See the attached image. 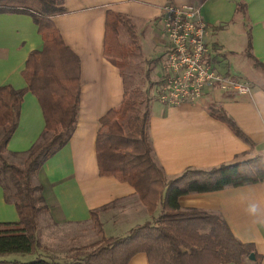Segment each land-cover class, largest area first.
Wrapping results in <instances>:
<instances>
[{"label": "crops", "instance_id": "0c3cea01", "mask_svg": "<svg viewBox=\"0 0 264 264\" xmlns=\"http://www.w3.org/2000/svg\"><path fill=\"white\" fill-rule=\"evenodd\" d=\"M237 1L64 0L66 10L53 15L52 19L66 44L80 59L81 87L78 119L72 135L43 162L35 175V180L43 185V195L53 222L80 225L91 220V209L106 206L102 209L100 234L109 236L125 234L134 225L151 218V213L128 181L98 172L95 138L99 118L120 103L128 87L122 68L103 53L105 17L109 9L126 14L133 21L139 33L138 51L147 53L145 56L150 58L148 51L151 47L163 48L162 55L166 52L162 5L165 2L196 4L209 25L208 41L210 34L216 32L215 36L219 38L214 45L228 44L223 39L224 31L232 32L239 26L246 37L244 53L249 30L250 51L263 65H258L263 74L249 69L242 77L224 63L216 51L210 50L211 60L218 69L233 71L245 79L250 85V93L215 89L195 103L165 104L157 97L150 100V141L154 156L166 175H175L189 166L206 168L264 151V0H244L246 16L236 15ZM229 36L233 37V33ZM42 45L37 24L29 14L0 12V85L25 86L22 69L26 58L31 50L40 49ZM164 55L155 60L153 66L147 67L150 73L163 75ZM212 106L223 108L254 143L244 141L225 122L214 117L209 111ZM43 127L44 117L38 99L31 91H26L20 105L18 125L6 146L7 153L24 154ZM179 202L183 207L220 212L239 239L255 244L261 254L260 264H264V181L188 193L181 195ZM252 206H255L254 211ZM44 215L42 212L38 217L41 244L37 249L49 257L61 259L47 252L49 244L45 245L43 240L48 236L42 230ZM18 218L14 203L5 200L0 185V221H16ZM76 234L83 237L78 232ZM127 264H148L147 256L138 252Z\"/></svg>", "mask_w": 264, "mask_h": 264}, {"label": "trees", "instance_id": "16d2710c", "mask_svg": "<svg viewBox=\"0 0 264 264\" xmlns=\"http://www.w3.org/2000/svg\"><path fill=\"white\" fill-rule=\"evenodd\" d=\"M65 10L64 0H23L18 4L0 1V12L29 14L43 39L42 47L31 50L26 58L22 69L26 85H0V185L5 200L14 203L19 216L16 221H0V254L30 253L40 246L38 217L49 208L43 185L34 176L43 162L69 140L78 119L80 59L52 19ZM235 13L246 16L244 0L237 1ZM121 25L129 33V43L120 40ZM247 36L244 53L255 66H263L250 51L249 30ZM139 47L133 21L126 14L107 10L104 55L121 68L129 53ZM26 91L38 99L44 127L24 152L22 164H17L8 160L4 152L18 125ZM139 94L138 88L126 87L120 103L99 118L95 147L99 174L128 181L151 218L125 234L102 235L89 246L75 248V253L66 259L39 256L29 261L0 259V264H127L138 252L146 254L148 264H260L261 254L255 244L239 239L220 212L183 207L179 198L188 193L264 181V151L206 168L189 166L168 176L154 156L149 136L148 104L154 96L143 100ZM209 111L238 137L254 143L223 108L212 106ZM105 207L90 211L99 232L102 227L98 214ZM251 253L253 260L249 258Z\"/></svg>", "mask_w": 264, "mask_h": 264}, {"label": "built area", "instance_id": "2783aa9c", "mask_svg": "<svg viewBox=\"0 0 264 264\" xmlns=\"http://www.w3.org/2000/svg\"><path fill=\"white\" fill-rule=\"evenodd\" d=\"M162 27L167 38L163 75L155 95L165 104L201 101L219 89L250 93L249 83L233 71H221L211 60L209 25L193 3L165 2Z\"/></svg>", "mask_w": 264, "mask_h": 264}, {"label": "rangeland", "instance_id": "374dc122", "mask_svg": "<svg viewBox=\"0 0 264 264\" xmlns=\"http://www.w3.org/2000/svg\"><path fill=\"white\" fill-rule=\"evenodd\" d=\"M4 1L12 4H18L23 2V0H4ZM119 30H120L119 33L120 40L129 43L130 36L126 28L121 25ZM135 30H136V35L139 38V33L137 32L136 26H135ZM230 33H233V37L229 36ZM215 34L214 33L210 34V40L208 41V46L210 50L212 52L216 51L218 56L221 57L220 59L224 63H228L231 68H234L238 73V75L244 77V75H246L244 72L249 69L254 70V72L258 74L261 73L263 74V70L261 69V67L255 66L252 60H250L243 53L246 44V37L244 34H242V29L239 26H236L235 29L233 28L232 32L224 31L223 39H225V41H227L229 45L225 43L223 46L219 45L216 47L214 44L216 43V41H218L219 37L217 38ZM221 34L222 33H220V35ZM165 42L167 43L166 36H165ZM138 49L136 51L129 53V55L126 57V63H124V65L121 67L123 70L122 74L125 77L128 89L138 88L140 90L139 97L143 98V100L147 98V96L157 97L154 92L157 90L158 85L161 83L162 76H159V74H155L154 72L150 73L147 67L148 66L150 67L151 65L153 66L155 60H159L163 57L164 55V54L162 55L163 48L157 49L155 47H151L149 51L147 50L148 52L151 53V55H149L150 58H147L145 56V54L147 55V53L145 54L141 53L140 51H138ZM4 155L8 160L13 161L17 164H22L25 157V154L13 155L7 153V151L4 152ZM44 213L45 215L42 221V227H43L42 230L44 229L43 231L46 232L45 234L48 237H46L43 241L45 242L44 243L45 245L49 244V246H47L46 249L47 252H50L52 256H58L61 259H66L70 255L75 253V248L82 249L84 245L89 246L92 243L99 240L102 236L98 231L99 226L95 223V220L92 218L90 221L86 223L75 225L68 222H62V223L53 222L50 219L48 211ZM98 219L101 222L102 210L98 214ZM77 232L80 233L83 237L81 238L77 236L76 234ZM124 232L125 231L118 233H124ZM40 252L41 251L40 250L38 251L37 249L34 252H30V253L28 252L3 253L0 254V259H5V260L16 259L21 261H29L39 256L48 257L46 254Z\"/></svg>", "mask_w": 264, "mask_h": 264}, {"label": "water", "instance_id": "95a60500", "mask_svg": "<svg viewBox=\"0 0 264 264\" xmlns=\"http://www.w3.org/2000/svg\"><path fill=\"white\" fill-rule=\"evenodd\" d=\"M249 258H250V259H254V258H255L254 254L251 253V254L249 255Z\"/></svg>", "mask_w": 264, "mask_h": 264}, {"label": "clouds", "instance_id": "9594fccd", "mask_svg": "<svg viewBox=\"0 0 264 264\" xmlns=\"http://www.w3.org/2000/svg\"><path fill=\"white\" fill-rule=\"evenodd\" d=\"M251 210H253V211H254V210H255V206H252V209H251Z\"/></svg>", "mask_w": 264, "mask_h": 264}]
</instances>
